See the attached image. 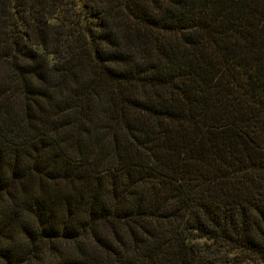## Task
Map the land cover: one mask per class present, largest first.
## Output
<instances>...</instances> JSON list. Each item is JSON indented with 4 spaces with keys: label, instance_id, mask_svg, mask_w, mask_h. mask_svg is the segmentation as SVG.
<instances>
[{
    "label": "trees",
    "instance_id": "16d2710c",
    "mask_svg": "<svg viewBox=\"0 0 264 264\" xmlns=\"http://www.w3.org/2000/svg\"><path fill=\"white\" fill-rule=\"evenodd\" d=\"M0 264H264V0H0Z\"/></svg>",
    "mask_w": 264,
    "mask_h": 264
}]
</instances>
